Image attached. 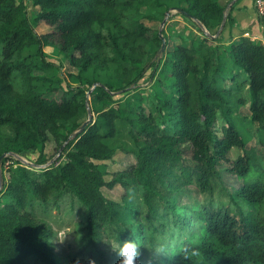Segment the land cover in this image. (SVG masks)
<instances>
[{
  "label": "trees",
  "instance_id": "16d2710c",
  "mask_svg": "<svg viewBox=\"0 0 264 264\" xmlns=\"http://www.w3.org/2000/svg\"><path fill=\"white\" fill-rule=\"evenodd\" d=\"M169 2L195 30L227 12L217 0H34L32 22L24 0H0V156L13 160L0 181V264H110L127 239L138 243L135 264H264V157L235 118L248 105L264 147V43L243 36L220 47L190 29L162 48L164 30L144 20H163ZM152 6L158 14L142 11ZM51 45L89 85L35 74L54 66ZM149 71L161 74L151 109L116 98ZM120 120L128 145L114 140ZM37 149L41 166L20 158ZM119 151L135 162L107 179L96 160ZM117 184L122 202L104 193ZM66 198L78 206V250L58 259L54 231L33 208L60 209Z\"/></svg>",
  "mask_w": 264,
  "mask_h": 264
},
{
  "label": "rangeland",
  "instance_id": "374dc122",
  "mask_svg": "<svg viewBox=\"0 0 264 264\" xmlns=\"http://www.w3.org/2000/svg\"><path fill=\"white\" fill-rule=\"evenodd\" d=\"M240 0H229L225 7H227L228 10L232 11V14L234 10L238 9L236 6L239 4ZM28 7L29 16L32 19V22L34 21V16L39 11L40 6L36 5L34 3V0H24ZM167 8L165 9V17L163 20H144L145 23L153 28H158L160 30H164L166 36L168 37L165 45L163 48H172L173 44L175 43V40L178 36V33L181 30H185V33L193 28L192 22L187 19L176 7V4L173 2L167 3ZM248 5H243L242 7H239V9H252L255 8L254 0H249L247 3ZM181 6H187L186 3L182 2ZM158 10L157 7L152 6L151 9H148L147 7H143L142 11L147 12L151 11L155 14ZM256 11V8H255ZM227 12H225V16L220 21L213 20L209 27L203 25L202 23H199L202 30H195L199 36H206L212 38L214 35L217 36V41L220 47L227 46L228 43L232 41H237L243 36H248L252 38L251 34H244L241 33V35H232L231 29L235 25V18L231 15V17H226ZM257 14V12H256ZM258 16V14H257ZM259 18V16H258ZM260 20V18H259ZM261 23V21H260ZM35 25V29L37 33L44 32L47 28H45L43 25ZM262 26V24H261ZM263 28V27H262ZM220 34V35H219ZM45 57L48 61L53 62L54 66L51 68L43 69V70H36L35 74H41L46 75L50 77L51 79L58 81L60 80L62 86L66 89H74L77 90L79 86L82 83L88 84L86 81V77L88 76V73L84 75V79H79L76 75L80 73L79 68L74 67L71 65L68 60L66 59L63 52H61L56 45L47 46L45 48ZM65 72L74 74L75 76L71 77L70 80L65 75ZM159 77H161V74L158 72L155 76L152 74V71H149L145 77H143L138 84V87L133 90H128L125 92L118 93L116 95L117 99H122L124 103L128 104H134L138 107H143L146 111L151 109L153 106V100L155 98V93L161 89L160 83H159ZM57 79V80H56ZM57 84V83H55ZM49 84L47 83L44 86L39 87L41 90H45V88ZM15 86L17 89L20 88V84L15 81ZM229 86V84H227ZM93 87L91 86L90 92L92 91ZM89 92V94H90ZM248 94V91H246ZM88 94V97L90 99V95ZM52 95V94H49ZM97 105H100L99 102H97ZM236 121L243 127V130L246 132V135L249 138L247 148L250 149L251 147H256L257 153L259 156L264 157V147L259 145L256 142L254 131L258 127V124L256 122H253L251 120V113L249 110L248 105H242L237 115H235ZM118 125L120 127V133L117 135V137L114 139L116 144L119 145H125L129 144V137L127 136V130L125 129V123L124 121L120 120L118 121ZM46 153L49 157H56L54 154L56 153V144L54 140H51L48 142L46 146ZM39 155V149L37 150H29L24 151L20 158L22 161L26 164H30L33 166H41L40 163L37 162V158ZM96 162L99 164V166L105 170L106 172V178L111 179L112 175L111 173L113 171L123 169L127 167L129 164L135 162L134 155L124 153L122 151H119L114 159L108 160V161H100L96 160ZM13 163V160L11 158L6 159L5 161H2L1 164V183H3V177L5 180H7L9 176V171L7 170L10 165ZM1 189V186H0ZM105 195L117 202H122L126 199L127 193L124 186L117 184L113 188H104ZM187 200V198H185ZM71 202L70 198H66L64 200V203L61 205V208L58 209L56 207H42L39 205H35L33 208V212L41 219L47 221L50 226L52 227L54 234L52 237V243L54 247V254L58 259H67L68 253H74L78 250L77 247V236L75 232V227L78 222L79 215H78V206L73 204ZM105 242L103 243V248L105 250H115L116 244L113 241L108 240L107 238H104ZM116 264H119L118 261H114ZM114 262L111 260L110 264H114ZM62 264L64 262L61 261ZM35 264H46L41 261H35Z\"/></svg>",
  "mask_w": 264,
  "mask_h": 264
},
{
  "label": "crops",
  "instance_id": "0c3cea01",
  "mask_svg": "<svg viewBox=\"0 0 264 264\" xmlns=\"http://www.w3.org/2000/svg\"><path fill=\"white\" fill-rule=\"evenodd\" d=\"M218 3L222 6H225L229 0H217ZM249 0H240L239 4H237V10L235 9L233 12V17L235 18V25L231 29L232 35H241L244 34H251L253 40H260L263 28L261 26L260 20L256 14L255 8L252 9H239L243 5H248L247 3ZM45 28L47 25L43 24ZM47 47V46H46ZM45 47V48H46Z\"/></svg>",
  "mask_w": 264,
  "mask_h": 264
},
{
  "label": "clouds",
  "instance_id": "9594fccd",
  "mask_svg": "<svg viewBox=\"0 0 264 264\" xmlns=\"http://www.w3.org/2000/svg\"><path fill=\"white\" fill-rule=\"evenodd\" d=\"M118 253L121 257L119 264H135L138 255V243L136 240L127 239L118 245ZM76 264H85L83 261H77ZM87 264H95L94 261H88Z\"/></svg>",
  "mask_w": 264,
  "mask_h": 264
},
{
  "label": "built area",
  "instance_id": "2783aa9c",
  "mask_svg": "<svg viewBox=\"0 0 264 264\" xmlns=\"http://www.w3.org/2000/svg\"><path fill=\"white\" fill-rule=\"evenodd\" d=\"M254 4H255L256 12L260 18L263 27V33L260 40L264 43V0H254ZM215 36L216 35H214L213 37Z\"/></svg>",
  "mask_w": 264,
  "mask_h": 264
},
{
  "label": "water",
  "instance_id": "95a60500",
  "mask_svg": "<svg viewBox=\"0 0 264 264\" xmlns=\"http://www.w3.org/2000/svg\"><path fill=\"white\" fill-rule=\"evenodd\" d=\"M178 10L179 11H181V9H179L178 8ZM161 36H162V48L164 47V45H165V42H166V39H165V37L161 34ZM89 94V93H88ZM87 101H89V97L87 96ZM92 119V116H91V114H89V119H88V121L89 120H91ZM87 124V122H85L83 125H82V127H81V129H83L84 127H85V125ZM5 157V154H2L1 156H0V178H1V164H2V160H3V158Z\"/></svg>",
  "mask_w": 264,
  "mask_h": 264
}]
</instances>
